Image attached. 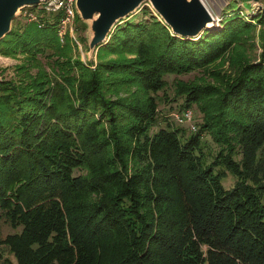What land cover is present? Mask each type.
Instances as JSON below:
<instances>
[{"label":"trees","instance_id":"trees-1","mask_svg":"<svg viewBox=\"0 0 264 264\" xmlns=\"http://www.w3.org/2000/svg\"><path fill=\"white\" fill-rule=\"evenodd\" d=\"M254 1L244 16L238 2ZM230 4L193 37L143 6L94 61L60 39L61 10L13 19L0 217L20 230L0 240L14 257L3 264H264V0ZM193 108L194 130L171 113Z\"/></svg>","mask_w":264,"mask_h":264},{"label":"water","instance_id":"water-1","mask_svg":"<svg viewBox=\"0 0 264 264\" xmlns=\"http://www.w3.org/2000/svg\"><path fill=\"white\" fill-rule=\"evenodd\" d=\"M43 1L47 0H0V39L10 32L13 19L22 9ZM146 2L178 36H197L203 29L216 24L202 0H75L78 16L92 32L90 49H97L107 42L115 25Z\"/></svg>","mask_w":264,"mask_h":264},{"label":"rangeland","instance_id":"rangeland-1","mask_svg":"<svg viewBox=\"0 0 264 264\" xmlns=\"http://www.w3.org/2000/svg\"><path fill=\"white\" fill-rule=\"evenodd\" d=\"M202 1L209 8V10H211V12L213 14V17L215 18L214 19L215 20L214 23L218 22L217 20L219 19V17H222V13L230 12L231 11L230 7H232V8L236 7L235 4H230L231 1H233V0H202ZM147 5L153 11V14L157 15V12L154 10V8L151 5H149V3H147V2L143 3L141 7L147 6ZM237 5H238V7H240L243 10L244 16L259 12L260 7H261L260 4L258 2H256V1L251 2L250 3V7H243V4L240 3V2H238ZM17 18L20 19L21 16L17 17ZM18 21H20V20H18ZM76 25L78 26V28L81 27L79 24L76 23V20H75V26ZM79 34L81 36L84 35L85 43H82V41L79 40L78 45H77V49L75 48L77 55L83 61H94L95 60V54H96L98 48L97 49H90V47H89V40H90V37L92 35V32L89 31V29L87 28L85 30V32L79 31ZM77 37H78V35H77ZM255 42H256V44L258 43L257 38H255ZM258 52H259V49L257 48L254 51V53H258ZM18 62H19V59H14L12 57L0 56V76L2 75L4 77H6V78H9L10 75L12 74L13 65L18 63ZM227 64H228V62H226V60L222 63L224 68L228 67ZM214 66H218V65L215 64ZM2 69H6V71L3 72V74L1 72ZM201 73L199 72L198 74L201 75ZM199 75L197 77H199ZM173 79L174 78H173L172 75L168 76L166 78V80L168 81L169 84L171 83V81ZM158 93L160 95H162V96L163 95L164 96H169L171 94V91L166 89V91H159ZM160 105H162V104H160ZM193 109H194L193 110L194 118L196 120V119H198V116H200V114L197 112V110L195 108H193ZM171 113L175 114L177 112L173 110V111H171ZM171 113H169V115H168L169 119L172 121V123L174 125H178L177 123L174 122V120H172V117H171L172 114ZM193 124H194V126H196L195 122ZM183 127L185 128L186 132H189V129H188L187 125H183ZM233 182H234V178L230 174H228L222 180L223 186L225 188L231 187L233 185ZM19 230H20V228L19 229H13V227H11L9 223H7L2 217H0V240L3 239L7 234L13 233V232H16V231H19ZM0 253L2 254V257H6V258L14 261L13 255L9 253L8 248L6 246L0 245ZM0 264H3L2 260H0Z\"/></svg>","mask_w":264,"mask_h":264},{"label":"built area","instance_id":"built-area-1","mask_svg":"<svg viewBox=\"0 0 264 264\" xmlns=\"http://www.w3.org/2000/svg\"><path fill=\"white\" fill-rule=\"evenodd\" d=\"M39 4H43L45 9L48 11H62V17L60 19L59 24V36L62 40L66 33L69 34L71 39L78 45L79 39L76 33L75 26V17L77 15V11L75 8V0H47L40 2ZM26 15V14H24ZM31 16V15H29ZM35 18V16H31ZM175 121L177 122H186L189 125L191 130L196 129L194 126V112L192 109H185L181 113L173 114Z\"/></svg>","mask_w":264,"mask_h":264},{"label":"bare ground","instance_id":"bare-ground-1","mask_svg":"<svg viewBox=\"0 0 264 264\" xmlns=\"http://www.w3.org/2000/svg\"><path fill=\"white\" fill-rule=\"evenodd\" d=\"M208 10H209V9H208ZM209 12H210L211 16L213 17V14H212L211 10H209Z\"/></svg>","mask_w":264,"mask_h":264}]
</instances>
